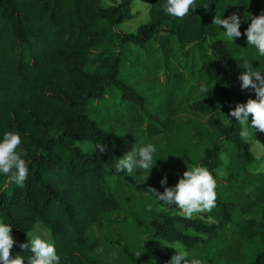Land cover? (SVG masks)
Wrapping results in <instances>:
<instances>
[{"label": "trees", "instance_id": "trees-1", "mask_svg": "<svg viewBox=\"0 0 264 264\" xmlns=\"http://www.w3.org/2000/svg\"><path fill=\"white\" fill-rule=\"evenodd\" d=\"M148 1V21L135 32H123L115 26L133 17V0H111L108 6L103 0H0V139L6 131L17 132V151L27 153L22 158L28 164L23 187L4 188L6 177L0 174V222L11 226L17 238L11 255L23 256L24 264L31 250L19 245L28 242L37 222L48 231L60 264H101L89 255L87 232L106 213L121 209L117 189L123 190L124 173L114 166L131 149L121 148L99 115L118 111L116 100L150 117L143 95L123 78V69L132 64L126 52L148 44L163 47L169 64L176 55L166 39L175 41L178 56L196 49L202 55L190 71L174 67L163 93L188 100L187 109L204 118V132L194 128V145L200 149L198 164L216 180V205L192 219L176 214L175 204L153 212L147 250L138 258L118 240L112 242L131 264L166 263L174 249L165 245L175 242L185 246L189 261L264 264V173H249L256 159L235 117L229 111L224 119L218 115L220 101L230 109L255 99L253 90H241L239 75L247 70L244 65L264 75V57L244 35L249 14L264 12V0H195L197 7L183 19L162 10L165 0ZM232 13L240 18L241 31L233 42L221 38L224 29L211 23L214 15ZM150 69L137 77L154 82ZM78 141L104 143L108 151L90 155ZM181 160L189 158L179 153L175 161ZM166 177L168 187L179 178L173 172Z\"/></svg>", "mask_w": 264, "mask_h": 264}, {"label": "rangeland", "instance_id": "rangeland-1", "mask_svg": "<svg viewBox=\"0 0 264 264\" xmlns=\"http://www.w3.org/2000/svg\"><path fill=\"white\" fill-rule=\"evenodd\" d=\"M103 2L111 4V0H103ZM149 6L148 0H133V17L117 24L115 28L123 32H135L139 25L148 21ZM166 41L168 49L176 55L175 58L170 57L169 64L166 63L163 55V47H160V50L150 49L148 47L150 44H148L143 47H129L130 50L126 52L127 62L130 60L132 64H128L123 69V78L135 84L136 90L143 95L150 117L143 115L137 107L129 102L122 105L121 103L117 104L116 100L114 101V110L118 111H114L113 115H99L103 119V127L116 134L121 148L129 146L130 149L132 147L138 149L146 143H153L157 148L154 154L156 163L150 170L147 181L137 183L142 176L147 175L146 172L137 170L133 176H128L123 172L124 176L121 178L123 190L122 187L120 190L117 189L119 198H121L119 200L122 202L121 209L106 213L100 218V224H95L87 232L88 241L92 244L89 255L101 264H131L112 240H118L121 245L126 246L135 254L142 251L140 256L147 250L145 244L150 239L149 221L154 216L153 212L156 214L163 209H168V205L158 202L152 194L146 191L147 187H166L167 185L160 183L163 177L172 172L175 176L180 177L186 170V166L191 167L198 164L200 159V149L194 145L197 137L193 131L195 127H198L204 132V118L187 109L188 100L178 101V99H173L169 93L165 95L166 89L164 88L172 78L170 74L174 67L181 65L187 68L186 71H190L193 66L196 68L200 64L202 55L200 50L196 49L190 54L178 56L180 51L175 50V41L171 39H166ZM136 65L139 67L138 69ZM149 68H151L149 71L152 72V79L155 83L147 75L137 77L139 72L147 71ZM153 69L156 70V73H153ZM199 84L201 85V82ZM118 98L116 95L115 99ZM228 111L229 109L220 101L218 115L224 119ZM148 119L151 121L148 122ZM250 121L249 118V123ZM248 143L256 159L249 173H264V137L262 133L254 131V138L250 139ZM179 153L187 156L189 161H175ZM218 176L221 178L222 173L220 172ZM149 205H151V210H149ZM204 213L194 216H203ZM207 220L211 221L210 218ZM11 235L14 240L17 239L12 231ZM28 235L30 238L39 235L42 239L52 242L48 231L40 222L34 225ZM97 247H102L104 251L97 253ZM113 253L116 254V258H112ZM161 264L166 263L161 262Z\"/></svg>", "mask_w": 264, "mask_h": 264}, {"label": "clouds", "instance_id": "clouds-1", "mask_svg": "<svg viewBox=\"0 0 264 264\" xmlns=\"http://www.w3.org/2000/svg\"><path fill=\"white\" fill-rule=\"evenodd\" d=\"M105 6H108L105 4ZM206 6V5H205ZM195 0H165L162 10L169 16L183 19L189 12L196 8ZM250 23L244 30L248 45H252L257 50L259 56L264 57V12L258 15H251ZM212 24L222 27L224 31L221 38L233 42L234 38L241 36L239 28L240 18L236 13L222 18V15H214ZM209 42L214 41L209 38ZM247 70L239 75L241 90H253L255 99L249 97L246 102L237 103L234 108L229 109V116L235 117L240 125V137L248 142L254 138V131L264 133V75L262 71L253 70L251 66L244 65ZM202 92L208 93V89L201 87ZM249 116L251 121L249 123ZM83 152L93 155L97 150L100 153L108 151L104 143L86 142L81 144L77 142ZM21 146V137L17 132L6 131L0 139V174L6 177L3 187L16 185L23 187L28 179V164L22 156L27 153L18 148ZM157 148L153 143H146L143 146L132 147L131 151L126 152L122 157L117 159L115 172H125L128 176L134 173L146 172L147 175L141 177L137 183L146 182L150 170L156 163L154 154ZM251 170V169H250ZM167 177L160 180L161 185H166ZM216 180L211 172L200 164H194L191 167L186 166V170L180 176L174 186L164 187L163 192L158 191L152 186H148L146 191L152 194L158 202L164 205L175 204L180 210L178 215L185 219H192L194 215L204 212H211L216 205ZM151 210V205L148 206ZM27 243H20L21 249L31 250V255L27 264H60V256L57 254L53 242L42 239L39 235L27 239ZM147 240V239H145ZM16 241L11 235V226L7 223L0 222V264H24V258L20 254L15 257L11 255V249ZM165 246L174 249V254L166 264H203L199 259L188 260L189 253L185 246L180 242L166 244ZM102 247H97L96 252L102 253ZM142 251L136 253L140 256ZM112 258H116L113 253Z\"/></svg>", "mask_w": 264, "mask_h": 264}]
</instances>
